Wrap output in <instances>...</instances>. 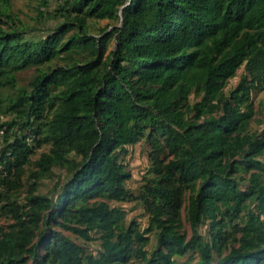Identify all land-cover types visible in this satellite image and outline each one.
Masks as SVG:
<instances>
[{"label":"trees","instance_id":"16d2710c","mask_svg":"<svg viewBox=\"0 0 264 264\" xmlns=\"http://www.w3.org/2000/svg\"><path fill=\"white\" fill-rule=\"evenodd\" d=\"M11 6L0 0V93L10 91L0 97V212L13 220L0 227V264H178L189 253L194 264H264V131H251L264 0H62L40 12V25L52 23L41 34ZM104 20L114 29L99 38L89 23ZM142 140L151 177L135 198L122 158ZM56 171L57 198L40 192ZM133 199L149 215L144 231L110 205ZM67 233L99 235L101 250Z\"/></svg>","mask_w":264,"mask_h":264},{"label":"rangeland","instance_id":"374dc122","mask_svg":"<svg viewBox=\"0 0 264 264\" xmlns=\"http://www.w3.org/2000/svg\"><path fill=\"white\" fill-rule=\"evenodd\" d=\"M62 0H12L11 10L13 13L18 14L20 18L29 25L36 34L44 33L47 29V26L51 25V21H49V25H40L43 24L39 21L40 12H52L55 8L61 4ZM90 31L93 35L101 38L104 36L102 34V30L107 26H110V22L107 20L104 21H91L89 23ZM114 29L113 26H110L107 32H110ZM116 49V42L114 39H111L106 55L110 54L112 51ZM64 60H57L53 66L57 67L59 65L64 64ZM36 74L35 68L23 71L17 75V80L19 86L27 87L29 82L32 80L34 75ZM245 74V69L242 68L236 78L231 80L228 84L226 91H230L239 84L242 75ZM10 94V91L3 90L0 93L1 98H5ZM193 100V97H192ZM252 102L254 105L255 116L251 123V131L262 133L264 131V90H255L252 93ZM10 117H4L5 120ZM3 146V138L2 134H0V148ZM49 144L43 143L40 148L36 150L34 155L32 156V162H36L44 152L49 150ZM150 146L146 140H142L135 146L129 147V154L127 156H123V163L126 165L127 170L132 174V179L127 183L128 190L137 198L142 190V187L146 184L147 179L151 177L150 168L151 163L149 159ZM264 160V157H263ZM34 166L30 165L28 170L33 169ZM29 174V173H28ZM63 172L56 171V177L50 180H44L41 186V193L50 194L53 197L57 198L59 193H56L54 189V185L57 180L62 176ZM28 176V175H27ZM245 178H248L249 175L243 173ZM27 189L25 187L21 196L22 201H25L27 196ZM111 207H118L123 209L126 212V224L129 227L134 221L138 223V227L144 231L149 226V215L146 212L143 203L139 200L133 199L127 202H110ZM13 220L10 216L2 214L0 212V227H7L12 224ZM182 222H183V230L186 231L188 239H190L193 235L191 225L186 217V212L183 210L182 214ZM71 236L77 243L86 247L87 251L90 253L97 254L99 250H101V242L98 239L99 235H95V240L92 242H85L81 239H78L76 236L67 233ZM201 234H203L206 238L210 239V227L207 224L203 226L201 229ZM151 243L148 246L149 250H153L156 246L157 240L156 237L151 234ZM199 260L198 253H189L182 258L177 259L178 264H194Z\"/></svg>","mask_w":264,"mask_h":264},{"label":"built area","instance_id":"2783aa9c","mask_svg":"<svg viewBox=\"0 0 264 264\" xmlns=\"http://www.w3.org/2000/svg\"><path fill=\"white\" fill-rule=\"evenodd\" d=\"M2 133V132H1Z\"/></svg>","mask_w":264,"mask_h":264}]
</instances>
